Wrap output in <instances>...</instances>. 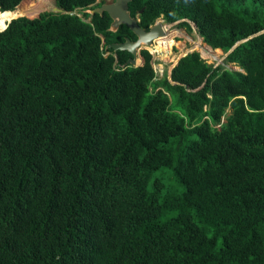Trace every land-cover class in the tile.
Returning <instances> with one entry per match:
<instances>
[{"label": "trees", "instance_id": "1", "mask_svg": "<svg viewBox=\"0 0 264 264\" xmlns=\"http://www.w3.org/2000/svg\"><path fill=\"white\" fill-rule=\"evenodd\" d=\"M22 1L0 0V264H264V0H132L146 31L240 43L162 78L109 48L137 36L105 1Z\"/></svg>", "mask_w": 264, "mask_h": 264}, {"label": "rangeland", "instance_id": "2", "mask_svg": "<svg viewBox=\"0 0 264 264\" xmlns=\"http://www.w3.org/2000/svg\"><path fill=\"white\" fill-rule=\"evenodd\" d=\"M38 1L39 0H23L21 4L16 8V10H19V8H21L24 3H37ZM101 1H105L107 4L114 2V0H98V3ZM56 7L57 6L55 0H50V3L47 7L40 9V11H38L34 16L29 18H37L41 13L44 12H54ZM158 22L164 24L162 19H159ZM164 26L167 27L166 41H174L175 44L171 47L168 45V51L163 53L156 52L155 46L158 45L157 40L154 41L153 46H142L138 52L139 66L144 64V59L141 55L142 50H147L152 55L154 68L159 78H162L166 72L170 73L178 59L181 58L184 54H188L194 51L199 52L201 54V57L206 60L209 64H214L215 66H218L223 63L225 59L224 52H220L221 54H219L218 52L216 53L215 50L204 44L202 38H200L197 34L196 28L193 24H191V32L185 28L178 27L176 24L163 25V27ZM227 68L232 70H238V68L233 67L232 65L227 66Z\"/></svg>", "mask_w": 264, "mask_h": 264}, {"label": "water", "instance_id": "3", "mask_svg": "<svg viewBox=\"0 0 264 264\" xmlns=\"http://www.w3.org/2000/svg\"><path fill=\"white\" fill-rule=\"evenodd\" d=\"M131 1L132 0H114L113 3H110V4L105 3L101 7L91 10L89 12L91 15H95L96 13H99L101 15L105 12L108 13L111 19L113 20V23L111 25V30L113 32H116L121 25H126L127 27L130 28V30L137 36L136 41H131L130 39H128L125 43L112 44L109 46V48H112L114 51L130 52L133 55V57L127 62L126 65L131 66V67H139L138 65V54L139 53L138 52L141 49V47L142 46H147V47L153 46L155 40L161 37L162 38L166 37V32H164L163 30L164 28L163 25H169V24H166L164 21H163L164 24H161L160 22H158L159 21L158 20L155 23V25H153L150 28L149 31L142 29L139 26V20L137 18H133L131 16V13L129 12V3ZM54 12L62 13V14L65 13L61 8H58V7L55 8ZM19 17H23V16H18L16 18H13L12 20L17 19ZM31 19H34V18H31ZM11 21H9L8 24ZM5 29L0 30V31H4ZM239 44L240 43H238L235 47H237ZM234 48L231 51H229L227 54H225V58L234 50ZM188 54H184L181 58L187 56ZM181 58L178 59L175 65H177V63L179 62Z\"/></svg>", "mask_w": 264, "mask_h": 264}, {"label": "bare ground", "instance_id": "4", "mask_svg": "<svg viewBox=\"0 0 264 264\" xmlns=\"http://www.w3.org/2000/svg\"><path fill=\"white\" fill-rule=\"evenodd\" d=\"M49 3H50V0H41L40 2H39V4L38 5H36V6H29V7H27L26 9H24L23 11H21V12H17V13H14V12H12V13H14V14H12L11 16V18H16V17H18V16H28V17H32V16H34L38 11H40V9H42V8H44V7H47L48 5H49ZM16 12V11H15ZM7 13H9V12H7ZM5 19H7V18H1L0 17V28H2L3 27V25H2V22L5 20ZM163 30H164V32H167V27H165L164 26V28H163ZM169 35V34H168ZM171 38V37H170ZM168 41V40H167ZM166 41V37L164 38H159V39H157V42H158V45H156L155 46V49H156V52H158V53H163V52H167L168 51V49H169V46L171 47V46H173L175 43H174V41H169V42H167ZM156 42V43H157ZM155 43V44H156ZM169 45V46H168ZM180 45V44H179ZM216 51V53L218 52L219 54H221L220 52H222L221 50H215ZM152 52V51H151ZM164 55H166V54H164ZM173 58V57H172ZM165 59V58H164Z\"/></svg>", "mask_w": 264, "mask_h": 264}, {"label": "clouds", "instance_id": "5", "mask_svg": "<svg viewBox=\"0 0 264 264\" xmlns=\"http://www.w3.org/2000/svg\"><path fill=\"white\" fill-rule=\"evenodd\" d=\"M8 25V24H7Z\"/></svg>", "mask_w": 264, "mask_h": 264}]
</instances>
